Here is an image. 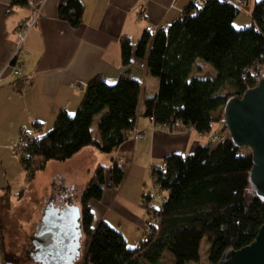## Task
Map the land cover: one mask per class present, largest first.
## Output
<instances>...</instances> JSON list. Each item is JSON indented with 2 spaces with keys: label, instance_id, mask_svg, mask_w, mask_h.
<instances>
[{
  "label": "trees",
  "instance_id": "obj_1",
  "mask_svg": "<svg viewBox=\"0 0 264 264\" xmlns=\"http://www.w3.org/2000/svg\"><path fill=\"white\" fill-rule=\"evenodd\" d=\"M248 2L243 0L244 5ZM27 3L13 1L14 6ZM58 12L74 29L83 22L81 0H64ZM240 12L221 0H208L202 9L191 3L170 26L145 31L136 50L128 37L121 39L123 66L129 67L136 56L159 82L157 95L143 103L144 117L156 127L172 132L181 125L208 135L214 114L220 111L224 117L229 99L242 97L255 87L248 72L264 58V0L254 4L251 24L238 30L234 22ZM198 60L210 64L216 76H193ZM11 65L16 66V59ZM141 98L142 86L130 73L115 83L102 76L91 80L74 114L62 110L51 130L43 136L34 135L21 153L16 151L29 181L48 163H65L88 147L114 154L132 138ZM97 117L102 118L95 137L92 128ZM42 126L33 124L38 132ZM224 131V141L199 146L188 155L172 154L152 168L155 186L167 197L160 208H154L152 196L143 195V208L153 220L134 247L106 221L94 226L91 203L103 199L108 184L121 187L127 176L126 166L115 159L110 167L99 165L81 200L84 264H162L166 253L174 258V264L199 263L204 239L211 244L209 264H219L228 251L252 244L264 225V202L251 196L250 151L237 147L226 127ZM71 199L70 195L65 198L67 207L72 206Z\"/></svg>",
  "mask_w": 264,
  "mask_h": 264
},
{
  "label": "crops",
  "instance_id": "obj_2",
  "mask_svg": "<svg viewBox=\"0 0 264 264\" xmlns=\"http://www.w3.org/2000/svg\"><path fill=\"white\" fill-rule=\"evenodd\" d=\"M13 1L0 0V75L16 59V66L21 72V77L16 82L19 88H14L17 85L13 81L8 89H14L13 95L22 100L26 109L31 105L37 111L38 107L44 106L45 115L38 112L37 116H32L29 120L31 124H43L42 132L35 131V135L43 136L47 132L44 131V126L54 125L62 110L74 114L81 106L91 80L102 76L108 82L115 83L125 73H130L142 86L135 129L146 133L145 139L131 138L115 152L130 163V174L142 155H145V167L152 169L161 165L172 154L193 153L199 146L208 145L211 136L223 132L219 120L220 111L214 114L212 131L208 135H201L193 128L181 125L172 132L156 127L151 119L144 117L143 103L157 95L158 80L148 73L145 62L138 60L136 56H133L129 67L122 64V38L128 37L136 49L145 31L155 32L170 26L182 16L192 0H81L84 5L83 22L76 29L59 18V6L64 0H27L26 5L18 6H14ZM33 17H37L36 25L20 47L19 32ZM199 72L204 73L201 69ZM13 77L11 69L5 72V80ZM214 77L215 75H210L207 78ZM215 124L216 128L220 127V131L212 134ZM205 141L208 143L202 145ZM106 187L103 199L91 203L94 226L101 221L112 226L108 214L115 209L140 230L146 231L147 222L143 211L133 212L126 205L128 203L119 200L122 186L113 188L108 184ZM65 198L66 194L58 196L62 202ZM56 202L58 201H51L48 205L53 204L58 208L59 204ZM121 226L120 222L118 228L112 227L121 231L128 242L129 238L133 241L132 245L129 244L131 247L138 245L144 238L141 232L137 235L130 231L123 232ZM3 246L0 242L2 261ZM34 249L33 246V251ZM30 258L34 264H40L34 261L32 255ZM3 264H7L6 261Z\"/></svg>",
  "mask_w": 264,
  "mask_h": 264
},
{
  "label": "rangeland",
  "instance_id": "obj_3",
  "mask_svg": "<svg viewBox=\"0 0 264 264\" xmlns=\"http://www.w3.org/2000/svg\"><path fill=\"white\" fill-rule=\"evenodd\" d=\"M258 1L261 0H249L242 7L239 16L234 22L236 29L239 30L251 24V13L254 4ZM199 69L203 70L204 73L201 74ZM192 74L193 76H205L206 78L210 77V75L216 76L214 68L202 60L197 61ZM12 79H4L3 82H0V242L4 244L3 261H6L7 264H34L30 258L32 255L30 247L32 246L33 239L43 225L44 215L50 206L48 205L49 199L51 201H58L56 202L59 204L57 205L58 209L64 210L67 206L63 205V202L58 199V196L70 195L73 203L70 214H76V209L81 208V200L85 186L92 179L98 165L101 164L105 167H110L113 164V159L125 165L127 168L126 180L119 190V200L123 203H128L129 205H126L133 212L143 211L145 215L144 220L147 224L153 220L151 219L152 216L143 208V194L151 195L153 198L151 206L160 208L162 200L167 197V193L159 190L155 186L151 177L152 169L145 167V155L138 158V162H136L130 174V163L127 160L126 163H123L118 154H101L94 147H88L73 160L65 163H48L46 169L38 171L34 179L30 182L27 176L28 174L20 162L21 154H16V151L19 153L22 152L21 148L23 145L19 143L21 138L25 139L26 136L24 133L34 134V123L31 124V121H29L30 117L37 116L38 112L40 115H45L43 110L44 106L38 107L37 111H34L31 105H29V109H26L22 104V100L16 95H13L12 91L14 89H8V87H11L10 84L13 81L17 85L16 82L19 77L15 76ZM14 88L19 87L17 85ZM19 92H22V90ZM221 117L223 119V113H220L219 116V120L222 123ZM101 118H96L92 128L95 137L99 136L97 124ZM53 126L45 125L44 131L48 132ZM216 126L215 124L212 134L220 131V127L216 128ZM222 126L223 132L220 134L226 139L227 133L224 131L225 125L222 123ZM207 143L205 141L202 145ZM94 157H97V159H94ZM108 176L107 174V181L109 179ZM3 189H5L4 192L2 191ZM1 193H5V195H1ZM108 215L112 226L115 228H118L121 222L123 232L130 231L133 235L141 232V236L143 234L145 235L144 230H140L138 226L133 225L130 219L120 215L117 210L112 209ZM71 242L72 240L68 244ZM128 244H133L130 238ZM210 248L211 244L207 239H204L201 244L200 262L191 264H209ZM73 249L74 251L76 250L74 244L68 247V250L73 251ZM85 252L86 238L84 236L80 241L77 252H75L76 256L72 258L68 254H65V258L63 259H68L71 264H84ZM162 264H174V258L166 253Z\"/></svg>",
  "mask_w": 264,
  "mask_h": 264
},
{
  "label": "water",
  "instance_id": "obj_4",
  "mask_svg": "<svg viewBox=\"0 0 264 264\" xmlns=\"http://www.w3.org/2000/svg\"><path fill=\"white\" fill-rule=\"evenodd\" d=\"M222 123L230 139L239 148L250 151L253 168L250 172L251 194L264 202V79L242 97L229 99ZM51 204L44 215L43 225L33 239L32 256L40 264H71L65 254L74 258L84 235L80 228V209L71 215ZM72 240L70 244L69 241ZM74 244L76 250H68ZM219 264H264V225L255 241L240 250H230Z\"/></svg>",
  "mask_w": 264,
  "mask_h": 264
},
{
  "label": "built area",
  "instance_id": "obj_5",
  "mask_svg": "<svg viewBox=\"0 0 264 264\" xmlns=\"http://www.w3.org/2000/svg\"><path fill=\"white\" fill-rule=\"evenodd\" d=\"M207 1L208 0H192V4H194L199 9H202L206 5ZM221 1L224 3L233 5L234 7H236L240 11L242 10V7L244 6L243 0H221ZM36 22H37V17H33L23 26V28L19 32L18 42L20 44V47L23 45V43L25 41V37L27 36V34L35 27ZM11 64H12V62H11ZM11 64H9L5 68L3 73L0 75V82L3 81L5 72L7 70H10V69H11V73L13 76L21 77V72H20L19 68L17 66H12ZM248 73H249V76L252 78V80L255 84V87H257L259 85V83L264 79V58L260 64H258L254 69H251ZM24 134L26 137H25V139L21 138L20 143H19L20 145H24L25 140L29 141V140L33 139V137H34V134H26V133H24ZM145 137H146V133L143 131H139L137 129H134L132 132V138L133 139H145ZM224 140H225V138L221 134L213 135L209 138V142L212 145L218 144ZM120 160L123 163H126V159L120 158ZM0 264H2L1 259H0Z\"/></svg>",
  "mask_w": 264,
  "mask_h": 264
},
{
  "label": "flooded vegetation",
  "instance_id": "obj_6",
  "mask_svg": "<svg viewBox=\"0 0 264 264\" xmlns=\"http://www.w3.org/2000/svg\"><path fill=\"white\" fill-rule=\"evenodd\" d=\"M63 203L65 204V201H63ZM31 252H33V246L30 247Z\"/></svg>",
  "mask_w": 264,
  "mask_h": 264
}]
</instances>
